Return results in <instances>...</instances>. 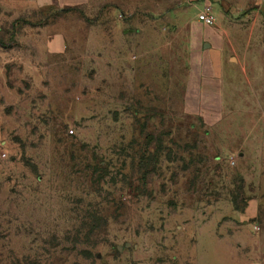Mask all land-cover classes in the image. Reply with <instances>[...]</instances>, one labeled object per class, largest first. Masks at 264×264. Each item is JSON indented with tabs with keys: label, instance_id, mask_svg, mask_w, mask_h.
<instances>
[{
	"label": "rangeland",
	"instance_id": "rangeland-1",
	"mask_svg": "<svg viewBox=\"0 0 264 264\" xmlns=\"http://www.w3.org/2000/svg\"><path fill=\"white\" fill-rule=\"evenodd\" d=\"M98 1L0 0V264H264V4L225 9L245 64L222 73L219 121L183 104L179 27L137 19L172 8L104 0L114 47L98 55Z\"/></svg>",
	"mask_w": 264,
	"mask_h": 264
},
{
	"label": "crops",
	"instance_id": "crops-1",
	"mask_svg": "<svg viewBox=\"0 0 264 264\" xmlns=\"http://www.w3.org/2000/svg\"><path fill=\"white\" fill-rule=\"evenodd\" d=\"M233 1L234 4H239L236 5L238 11H241L242 9H244V7L252 4H263L258 0H212L214 10L215 6H218L220 9L218 15L215 12L217 15L219 27L215 32H211L210 30H208L207 26L210 25L201 23L200 21H198V18L192 19L186 17V15L182 13L185 8L183 5V0H163V2L165 3V5H163L164 7L172 8L169 10L168 15L164 18L155 17L154 19H150L148 16L137 18L139 19V24L143 25L166 24L179 27L182 33L180 36H186L184 41L187 42L186 49L188 50V56L183 61L185 66L182 77L183 91L181 92L183 104H191V98L194 99L195 104L197 105L217 104L219 106V121L222 119L224 102V92L222 91V73L226 69L241 66L243 67L245 64L243 61L245 59L243 57L244 51L239 50L235 47H231V49L225 50L223 39L221 37L222 33H225L223 30L226 28V26L233 24L232 22H230L227 14L225 13V9H228L229 6L233 4ZM83 2L88 3L89 0H58V4L61 7L68 8L78 6L80 4H85ZM193 4H199L201 6L202 2H195ZM125 6L127 9L132 11V5L129 4ZM160 6V3L157 5L155 3L152 6V4H146L144 0H139L136 1V4L133 5V11L146 12L149 11V7L158 8ZM93 7L94 15L92 16L91 20L93 30L92 45L95 49L99 50L98 55H101L102 50H111L114 47L113 40L111 38V30L116 23V9L114 8V4H109L104 0H99ZM86 16L88 15L85 13V17ZM85 17H82L83 23L86 22ZM137 19L135 18L134 21H137ZM215 24L210 27L215 26ZM233 27V30H235L238 26L234 25ZM236 32L239 33V31ZM127 39L129 40L127 41ZM140 46L142 47V44H140ZM131 47V38L125 37L123 45L124 52L131 51ZM245 72H247V70H245ZM262 168H264V166ZM246 174H252L251 176H253L254 173L252 171H247L245 173V177ZM250 184H253V180H251ZM255 200L257 199L249 198L247 200L248 203L246 205V208L241 210V213H239L242 220L248 221V223H246L248 225L250 224V220L258 218L260 213L258 209L254 208V204L252 203ZM263 234L264 233H262L261 235V239H259L261 243L263 242ZM259 263L263 264V262Z\"/></svg>",
	"mask_w": 264,
	"mask_h": 264
},
{
	"label": "built area",
	"instance_id": "built-area-1",
	"mask_svg": "<svg viewBox=\"0 0 264 264\" xmlns=\"http://www.w3.org/2000/svg\"><path fill=\"white\" fill-rule=\"evenodd\" d=\"M186 4H193L195 2H202L201 9L198 13V21L205 25H214L217 22V15L214 11L212 0H183ZM264 4V0H258ZM234 162V161H233ZM259 228L258 226L256 227Z\"/></svg>",
	"mask_w": 264,
	"mask_h": 264
},
{
	"label": "trees",
	"instance_id": "trees-1",
	"mask_svg": "<svg viewBox=\"0 0 264 264\" xmlns=\"http://www.w3.org/2000/svg\"><path fill=\"white\" fill-rule=\"evenodd\" d=\"M0 43H2V42H0ZM0 45H2V44H0Z\"/></svg>",
	"mask_w": 264,
	"mask_h": 264
}]
</instances>
